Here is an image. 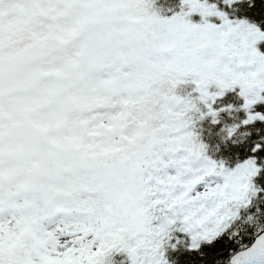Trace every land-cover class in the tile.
I'll return each instance as SVG.
<instances>
[{
    "label": "snow or ice",
    "instance_id": "snow-or-ice-1",
    "mask_svg": "<svg viewBox=\"0 0 264 264\" xmlns=\"http://www.w3.org/2000/svg\"><path fill=\"white\" fill-rule=\"evenodd\" d=\"M0 264H264V0H0Z\"/></svg>",
    "mask_w": 264,
    "mask_h": 264
},
{
    "label": "trees",
    "instance_id": "trees-1",
    "mask_svg": "<svg viewBox=\"0 0 264 264\" xmlns=\"http://www.w3.org/2000/svg\"><path fill=\"white\" fill-rule=\"evenodd\" d=\"M159 2L162 4V3H164V0H159Z\"/></svg>",
    "mask_w": 264,
    "mask_h": 264
}]
</instances>
